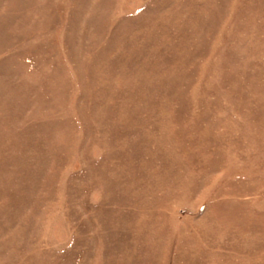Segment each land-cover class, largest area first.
Instances as JSON below:
<instances>
[{
  "label": "rangeland",
  "instance_id": "rangeland-1",
  "mask_svg": "<svg viewBox=\"0 0 264 264\" xmlns=\"http://www.w3.org/2000/svg\"><path fill=\"white\" fill-rule=\"evenodd\" d=\"M0 264H264V0H0Z\"/></svg>",
  "mask_w": 264,
  "mask_h": 264
}]
</instances>
